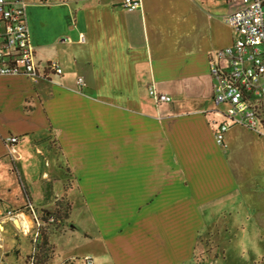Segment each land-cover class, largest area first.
<instances>
[{
    "label": "crops",
    "instance_id": "1",
    "mask_svg": "<svg viewBox=\"0 0 264 264\" xmlns=\"http://www.w3.org/2000/svg\"><path fill=\"white\" fill-rule=\"evenodd\" d=\"M123 1H28L36 61L63 74L0 76V231L17 222L9 212L49 194L70 207L69 230L53 244L75 233L76 212L93 218L100 238L97 255L56 251L51 264H191L218 217L228 235L264 236V185L249 177L264 164V137L227 121L210 73L213 61L228 65L217 53L233 44L226 19L238 5L140 0L130 11ZM150 86L171 102L156 104ZM9 136L19 139L13 152Z\"/></svg>",
    "mask_w": 264,
    "mask_h": 264
},
{
    "label": "built area",
    "instance_id": "2",
    "mask_svg": "<svg viewBox=\"0 0 264 264\" xmlns=\"http://www.w3.org/2000/svg\"><path fill=\"white\" fill-rule=\"evenodd\" d=\"M29 0H0V76H26L33 81L51 79L62 75V67L55 61L43 66L36 61L31 42L26 8ZM238 7L227 19L234 32L233 44L220 50L218 58L227 60L226 68L212 62L213 94L216 106H226V119L231 124L250 129L264 137V0H231ZM140 0H124L123 7L133 11ZM71 39L61 38V43ZM85 41V36H80ZM84 86L83 78L78 80ZM156 104L171 102L172 98L158 92L154 86L148 88ZM229 126L222 124L216 134L219 143L224 142ZM19 139L9 136L5 143L13 152ZM12 217L14 214L9 212ZM17 217V216H16ZM35 239L42 225L39 215L31 214ZM25 232V230H24ZM30 233V229H27ZM84 264H95L92 257L83 258Z\"/></svg>",
    "mask_w": 264,
    "mask_h": 264
},
{
    "label": "rangeland",
    "instance_id": "3",
    "mask_svg": "<svg viewBox=\"0 0 264 264\" xmlns=\"http://www.w3.org/2000/svg\"><path fill=\"white\" fill-rule=\"evenodd\" d=\"M249 177L252 182H261L264 185V164L251 169ZM49 196L48 194V198H45L40 206L29 207L27 205L20 212L14 214L12 219H16V223L11 220L12 222L2 225L5 232L2 227L0 231L2 232L0 264H32L31 256L33 253L46 256V264H51L57 253L71 255V257H82L84 254L86 256L89 253L97 255L100 238L97 235L95 222L87 214H78V212L72 216L73 230L75 232L73 235H70V237L67 235L53 236V241L56 245L55 249V245L51 242V236L62 234L69 230L70 207L67 206V199L62 197L51 199ZM33 209L39 213L37 214L39 216L41 214L51 216L50 220L47 219L44 224L41 222L40 230L41 232L44 231L43 234L48 239V244L42 252L38 251V241H35L34 233L36 229H30V233L24 232V230H27L25 220L18 217L22 215L20 213H26V216H30L34 213ZM246 213L251 214L249 208ZM7 215L10 216L9 214ZM54 215L58 216L59 219H56L57 217L55 218ZM1 221L2 219L0 218V223ZM227 221L226 218L221 219L218 217L215 222L219 225L217 228L201 233L197 251L194 254L195 258L191 264H258V256H264V236L251 233H247L244 236L242 234L228 235L225 227ZM234 222H236L235 219ZM25 233L27 235H24ZM85 233H88L87 237H85ZM23 250L24 252H22ZM76 263L78 264L79 262L76 261Z\"/></svg>",
    "mask_w": 264,
    "mask_h": 264
},
{
    "label": "trees",
    "instance_id": "4",
    "mask_svg": "<svg viewBox=\"0 0 264 264\" xmlns=\"http://www.w3.org/2000/svg\"><path fill=\"white\" fill-rule=\"evenodd\" d=\"M21 184H22L23 191H24L25 195L28 197V192H27L26 187L24 186V183H23L22 179H21ZM61 205H62V204H61ZM67 206H69L68 203H67ZM48 215H49V214H48ZM50 217H51L50 215L47 216L46 214H45V216H44V214H41V216H40V218H41L43 224L47 221V219L50 220ZM54 217H55V218L57 217L56 219H59L58 216H55V215H54ZM38 232H39V235H38V238L35 239V241H38V242H37V245H38V251L42 252V251L45 249V246L48 244V239H47L46 235L43 234L44 231L41 232L40 228L38 229ZM38 254H39V253H37V254L33 253V255L31 256V260H32L31 263H32V264H46V262H47V258H46V256H44V255H41V256H40V255H38Z\"/></svg>",
    "mask_w": 264,
    "mask_h": 264
}]
</instances>
